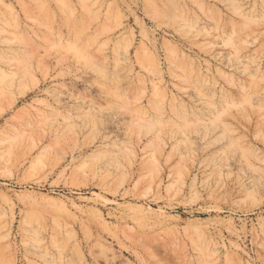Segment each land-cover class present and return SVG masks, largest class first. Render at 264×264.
<instances>
[{
    "label": "rangeland",
    "instance_id": "374dc122",
    "mask_svg": "<svg viewBox=\"0 0 264 264\" xmlns=\"http://www.w3.org/2000/svg\"><path fill=\"white\" fill-rule=\"evenodd\" d=\"M0 264H264V0H0Z\"/></svg>",
    "mask_w": 264,
    "mask_h": 264
}]
</instances>
